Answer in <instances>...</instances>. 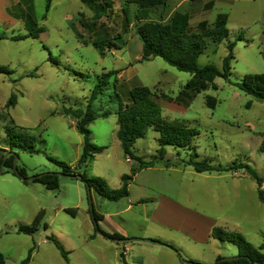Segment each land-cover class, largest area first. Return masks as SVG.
I'll use <instances>...</instances> for the list:
<instances>
[{
    "label": "rangeland",
    "instance_id": "obj_1",
    "mask_svg": "<svg viewBox=\"0 0 264 264\" xmlns=\"http://www.w3.org/2000/svg\"><path fill=\"white\" fill-rule=\"evenodd\" d=\"M128 2L114 0L113 12L106 18L96 16L80 0H53L49 13L46 0H0V34L7 37L0 40V67L8 69L0 74V148L10 151L5 127L13 120L35 137L38 151L14 149V171L24 169L32 178L60 173L58 163H63L118 189L122 176L139 163L125 157L117 139L115 93L125 101L138 86L150 88L158 97L164 117L186 122L199 135L191 147L167 146L164 161L136 175L128 198L111 202L92 189L94 211L104 217L100 229L121 235L119 241L96 231L88 189L81 180L61 177L60 188L49 190L41 183H25L0 166V253L6 264H21L32 249L29 264H216L218 258L238 257L237 245L212 238L214 228L238 234L254 248L264 247V201L256 180L245 169L198 173L188 164L192 155L213 165L236 162L249 165L264 179V153L260 151L264 100L236 86L246 75H264V0H167L142 21L137 17L139 7ZM124 9L129 13L128 27ZM176 12L188 15L193 28L204 21L212 25L220 14L228 16L229 38L222 43L206 40L207 49L198 61L201 67L222 69L227 44L236 42L229 81L217 78V89L199 93L188 106L163 96L177 98L193 75L159 57L143 60L137 34L138 25L167 22ZM82 20L110 31L98 28L97 34L92 33ZM36 28L45 30L39 38L11 39ZM119 33L122 37L113 39ZM93 41L106 43L105 56ZM110 71L117 73L93 102L98 118L89 126L91 143L106 149L78 170L84 137L76 119L65 110L85 111L98 77ZM13 94L17 104L8 110L5 106ZM210 97L216 101L214 109L208 106ZM107 111L111 114L104 117ZM158 139L159 134L149 130L136 142L135 154L146 162L152 160L159 153ZM261 190L264 197V183ZM165 193L168 196L160 203ZM155 213L162 224L151 218ZM39 214L35 234L19 232L20 226H30ZM49 237L58 240L68 260Z\"/></svg>",
    "mask_w": 264,
    "mask_h": 264
},
{
    "label": "trees",
    "instance_id": "obj_2",
    "mask_svg": "<svg viewBox=\"0 0 264 264\" xmlns=\"http://www.w3.org/2000/svg\"><path fill=\"white\" fill-rule=\"evenodd\" d=\"M80 1L90 10L94 11L96 16L107 18L113 12L114 0ZM52 2L53 0H46V13H49ZM128 3L136 4L139 7L140 15L137 17L142 21L148 19V14L152 9L165 6L167 0H129ZM127 10L128 9H124V15L126 16L124 24L126 27H128L130 23ZM227 23L228 16L226 14H220L212 25L207 21H204L199 23L197 27L193 28L190 26V18L188 15L176 12L167 22L146 21L137 26V34L143 45V60H150L159 57L177 70L193 75V78L185 85L177 98L170 100L165 95L163 97L166 100L188 106L199 93L204 92L211 87L217 89V85L215 84L217 78L229 81L236 42H230L227 44L228 54L223 60L222 69L213 65L201 67L198 64L200 56L204 54L207 49L206 40L208 38H211L216 43H222L229 38L230 31L227 27ZM81 24L86 30H89L90 32L93 31L92 33L95 34L98 33V28L103 29L104 32L108 30L110 31L106 26H98L96 23H93V26L91 27L89 22L84 20L81 21ZM32 25L34 27L36 26L35 23ZM44 32L45 30L43 28H36L28 35L15 36L11 39L15 41H22L28 38L36 39ZM116 35L117 38H115ZM116 35L113 39H120L122 37V34L120 33ZM109 36L110 35L108 34V37ZM3 39H7V37L0 34V40ZM91 44L100 51L102 56H105V42L93 41ZM6 73H8V69L6 67H0V74ZM116 73L117 71H110L103 73L98 77V84L93 91L90 103L85 111L81 109L65 110L66 115H70L76 119V127L84 137L83 152L76 168L78 170H83V168L87 167L89 162L96 157V154H99L106 149L91 143V131L89 130V126L98 118V113L93 108V102L99 95L106 92L111 78ZM115 82H117V79H115ZM236 86L247 95L264 100V75H246L243 81L236 84ZM115 98L118 102L117 139L121 144L125 157L131 161H137L139 163L138 167H132L130 174L122 176L120 188L112 189L103 178H90L86 173L74 171L75 168L63 163H58L61 167L60 173L36 175L31 181L41 183L49 190H58L60 188L61 177L75 178L81 180L85 183L86 187H90L91 191L92 189L95 190L106 200L119 202L129 197V187L134 182V179L139 172L152 168L156 163L165 160L167 146H174L177 148L191 147L194 139L199 135L198 130L189 126L186 122L170 120L164 117L161 108L156 102L158 97L148 87H135L129 92V97L125 101H122L116 90ZM16 104L17 96L13 94L5 108L9 110L14 108ZM208 106L213 109L215 108L216 101L214 98H208ZM110 114L111 112L107 111L103 116L108 117ZM149 130H153L159 134V153L157 156H154L152 160L146 162L135 154L134 146L138 140L146 137ZM5 132L10 138V151L0 148V166L7 167L11 170L14 176H17L25 183H28L30 180L24 169H16V171H14L17 155L13 154L12 151H14V149H22L30 153L38 152L35 150L36 139L31 134L24 132L23 129L17 126L13 120H11L5 127ZM260 151L264 153V138L260 145ZM188 164L198 173H236L245 169L259 184V197L261 201H264L263 191L261 190L264 179L260 178L249 165L237 164L236 162H233L228 166L213 165L208 161H198L197 155H192ZM65 211L72 215L76 214L73 209H66ZM92 215L98 233L113 241H119L118 239L123 238L119 234L111 235L102 231L99 227V223L104 220L103 215L97 214L94 210L92 211ZM40 218L41 215L39 214L30 226H20L19 232L28 235L35 234L40 226ZM212 238L228 241L237 245L239 248L238 257L230 260L218 258L216 264H264V253L261 252L264 250L263 246L260 248H254L240 235L226 232L220 228H214L212 230ZM49 240L55 244L65 260H68L67 252L58 240L55 237H49ZM168 247L174 249L171 245H168ZM32 253L33 249L30 251L28 258L22 261L21 264H29ZM0 264H6L5 257L1 253ZM189 264L196 263L189 262Z\"/></svg>",
    "mask_w": 264,
    "mask_h": 264
},
{
    "label": "crops",
    "instance_id": "obj_3",
    "mask_svg": "<svg viewBox=\"0 0 264 264\" xmlns=\"http://www.w3.org/2000/svg\"><path fill=\"white\" fill-rule=\"evenodd\" d=\"M149 169H150V168H149ZM141 172H142V171H141ZM167 196H168V195H166V193L162 195V198H161V196H160V198H159V199H160V200H159L160 203H161V200H162L163 198L166 199ZM169 199H170V198H169ZM160 203H159V204H160ZM159 206H160V205H159ZM156 216H157V214L155 213L151 218L155 219ZM103 221H104V220H103ZM103 221H102V222H103ZM154 222H155L156 224H162L163 221H162V218H156V221H154ZM208 231H209V230H208ZM162 240H163V239H162ZM159 242H160V241H159ZM155 247L158 248V246H155Z\"/></svg>",
    "mask_w": 264,
    "mask_h": 264
},
{
    "label": "water",
    "instance_id": "obj_4",
    "mask_svg": "<svg viewBox=\"0 0 264 264\" xmlns=\"http://www.w3.org/2000/svg\"><path fill=\"white\" fill-rule=\"evenodd\" d=\"M0 174H2V172H0ZM35 177H32V178H29V180H33ZM88 196H89V202H90V210L93 211L94 210V207H93V203H92V193H91V189L90 187H88ZM230 259H234V258H229L227 260H230Z\"/></svg>",
    "mask_w": 264,
    "mask_h": 264
}]
</instances>
